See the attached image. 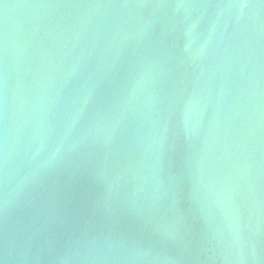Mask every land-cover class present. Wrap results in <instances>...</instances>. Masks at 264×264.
Masks as SVG:
<instances>
[{
    "label": "water",
    "instance_id": "95a60500",
    "mask_svg": "<svg viewBox=\"0 0 264 264\" xmlns=\"http://www.w3.org/2000/svg\"><path fill=\"white\" fill-rule=\"evenodd\" d=\"M0 264H264V0H0Z\"/></svg>",
    "mask_w": 264,
    "mask_h": 264
}]
</instances>
